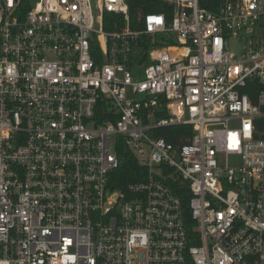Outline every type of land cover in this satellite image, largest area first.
Wrapping results in <instances>:
<instances>
[{"label":"built area","instance_id":"1","mask_svg":"<svg viewBox=\"0 0 264 264\" xmlns=\"http://www.w3.org/2000/svg\"><path fill=\"white\" fill-rule=\"evenodd\" d=\"M157 1L0 0V264H264V0Z\"/></svg>","mask_w":264,"mask_h":264},{"label":"trees","instance_id":"2","mask_svg":"<svg viewBox=\"0 0 264 264\" xmlns=\"http://www.w3.org/2000/svg\"><path fill=\"white\" fill-rule=\"evenodd\" d=\"M222 0H199L200 6L210 11L215 12L218 5ZM129 8V22L133 28L135 18L138 14L147 13H161L165 12V7L161 6L157 0H126ZM167 20H170V15L167 16ZM114 21L120 26L123 25L122 17L114 14H106L104 16V30L107 32L115 31L118 27H114ZM142 50L146 51L148 45L144 42L140 43ZM143 61H146V56L143 57ZM108 115V107L102 103L98 105L95 112L96 124H100L105 121ZM165 111H162L158 118L166 117ZM154 135L163 138L167 143L174 146H181L187 142L188 138L191 137L192 132L188 126H173L169 128H159L154 132ZM116 155L119 158V167L110 174L108 185L112 190L123 191L128 184L140 183L144 181L146 177V170L138 167L133 156L128 152L126 147L121 143L115 148ZM176 187V186H175ZM176 189V188H175ZM184 195V205L187 206L188 195L186 189L182 190ZM181 193V190H177ZM188 210V207H186Z\"/></svg>","mask_w":264,"mask_h":264}]
</instances>
